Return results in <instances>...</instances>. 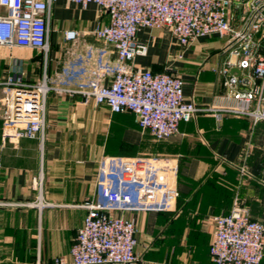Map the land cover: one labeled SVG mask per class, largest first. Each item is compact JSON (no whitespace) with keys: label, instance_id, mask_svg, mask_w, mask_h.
<instances>
[{"label":"crops","instance_id":"0c3cea01","mask_svg":"<svg viewBox=\"0 0 264 264\" xmlns=\"http://www.w3.org/2000/svg\"><path fill=\"white\" fill-rule=\"evenodd\" d=\"M107 22V13L95 3L82 7L55 0L49 11L47 52L0 46V79L18 63L26 81L45 76L50 85L62 87L86 84L99 70H113V49L93 33ZM71 31L75 36L68 39ZM211 37H199L182 48L169 27L137 33L147 52L132 65L179 75L185 99L213 109L180 122L166 140H154L141 130L131 112L111 113L105 104L85 103L80 94L54 89L46 97L43 140L4 139L0 101V202L6 203L0 205V264H55L58 257L71 264L70 247L87 212L81 204L96 192L98 162L105 155L169 156L178 162L173 210L122 214L135 221V264H213L214 216L240 204L253 219L261 217L264 121L253 124L224 111L234 103L225 97L221 70L226 54L221 45L207 41ZM111 78L110 73L102 82L108 84ZM39 193L47 205H25Z\"/></svg>","mask_w":264,"mask_h":264},{"label":"built area","instance_id":"2783aa9c","mask_svg":"<svg viewBox=\"0 0 264 264\" xmlns=\"http://www.w3.org/2000/svg\"><path fill=\"white\" fill-rule=\"evenodd\" d=\"M54 1L0 0V46L47 52ZM71 1L82 7L95 3L107 13L108 22L97 25L93 33L113 49L116 66L111 71L99 70L86 84L62 87L50 85L45 76L26 81L18 63L0 79L4 139L43 140L46 97L52 89L80 94L85 103L105 104L111 113L131 112L140 129L157 141L168 139L180 122L190 121L199 111L213 110L185 99L179 75L132 65L136 56L147 52V44L137 38L141 28L169 27L182 48L199 37L224 39L226 57L221 72L225 97L234 102L224 111L247 117L253 124L264 121V0ZM74 36L73 31L66 34L68 39ZM233 68L239 73L231 72ZM110 73V82L103 83ZM214 114L217 119L222 117ZM177 172V159L169 156L101 157L96 192L81 204L87 212L70 247L71 264H135V221L122 214L173 210L178 197ZM47 204L40 193L37 200L25 203L39 208ZM213 220V264L261 263L264 210L259 219H253L248 208L236 204L228 214ZM55 264L65 261L58 257Z\"/></svg>","mask_w":264,"mask_h":264},{"label":"rangeland","instance_id":"374dc122","mask_svg":"<svg viewBox=\"0 0 264 264\" xmlns=\"http://www.w3.org/2000/svg\"><path fill=\"white\" fill-rule=\"evenodd\" d=\"M208 42H211V43H216L218 44L219 46L221 45L223 47V44H222V41H224V39L222 38H218L217 36H213L211 37L209 40H207ZM181 52V48L179 47L178 48V51L177 53L179 54ZM48 82V81H47Z\"/></svg>","mask_w":264,"mask_h":264},{"label":"water","instance_id":"95a60500","mask_svg":"<svg viewBox=\"0 0 264 264\" xmlns=\"http://www.w3.org/2000/svg\"><path fill=\"white\" fill-rule=\"evenodd\" d=\"M231 72H238V70H236V69H232Z\"/></svg>","mask_w":264,"mask_h":264}]
</instances>
